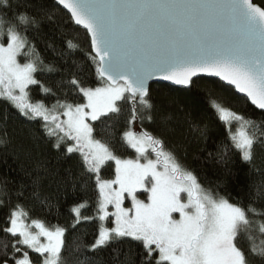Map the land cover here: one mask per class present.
Returning a JSON list of instances; mask_svg holds the SVG:
<instances>
[{
  "label": "trees",
  "instance_id": "obj_1",
  "mask_svg": "<svg viewBox=\"0 0 264 264\" xmlns=\"http://www.w3.org/2000/svg\"><path fill=\"white\" fill-rule=\"evenodd\" d=\"M253 1L264 9V0ZM9 31L25 41L20 63L34 65L35 82L28 88L32 103L82 105V89L107 85L88 34L55 0H0V35ZM216 106L247 124L249 159L232 139L235 124H225ZM63 119L61 114H39L17 97L0 98V263L44 261L45 256L8 232L13 213L22 211L28 220L64 230L57 264H167L129 237L113 236L95 247L100 193L103 183L115 178L116 167L107 162L95 168ZM92 127L94 137L123 160L136 158L125 142L128 131L150 137L198 186L221 198L226 208L245 213V223L223 242L237 254L232 261L264 264V113L233 88L211 78L196 79L189 89L153 84L147 99L136 101L126 94L116 111ZM80 206L84 219L78 221L74 209Z\"/></svg>",
  "mask_w": 264,
  "mask_h": 264
},
{
  "label": "rangeland",
  "instance_id": "obj_2",
  "mask_svg": "<svg viewBox=\"0 0 264 264\" xmlns=\"http://www.w3.org/2000/svg\"><path fill=\"white\" fill-rule=\"evenodd\" d=\"M3 37L8 39L7 43ZM24 47V39L15 31L0 35V98L17 97L47 117L63 115L64 127L86 147L95 168L100 169L107 162L115 164V178L105 181L100 193L95 215L100 221V234L95 247L107 244L113 236L129 237L143 242L163 263L237 264L233 262L237 254L223 246V242L245 223L244 212L226 208L221 198L198 186L193 175L182 171L167 154L161 152L156 156L158 151L146 134L130 130L124 135L126 144L136 152V158L128 160L116 157L94 137L93 123L116 111L117 103L127 94L126 86L107 84L82 89L86 99L82 105L32 103L28 88L35 82L34 65L20 63ZM216 110L225 124H235L232 139L244 159H249L252 138L247 124L230 111L217 106ZM173 170L180 171L186 180L172 174ZM194 194L200 198L205 213ZM82 208L74 209L78 221L84 219L80 214ZM148 229L154 230V234ZM8 232L20 236L22 245L45 256L42 264L58 263L64 239L62 228L28 220L25 213L16 211ZM19 264L30 262L23 260Z\"/></svg>",
  "mask_w": 264,
  "mask_h": 264
},
{
  "label": "water",
  "instance_id": "obj_3",
  "mask_svg": "<svg viewBox=\"0 0 264 264\" xmlns=\"http://www.w3.org/2000/svg\"><path fill=\"white\" fill-rule=\"evenodd\" d=\"M55 1L88 34L100 77L134 100L153 84L211 78L264 113V9L253 0Z\"/></svg>",
  "mask_w": 264,
  "mask_h": 264
},
{
  "label": "flooded vegetation",
  "instance_id": "obj_4",
  "mask_svg": "<svg viewBox=\"0 0 264 264\" xmlns=\"http://www.w3.org/2000/svg\"><path fill=\"white\" fill-rule=\"evenodd\" d=\"M156 154V156H158L159 154H161V149H159L158 150V153H155ZM162 155V154H161ZM172 172V174H176V176L178 177V178H180V179H183V180H186L185 179V176L184 175H182L181 173H180V171H177V170H173V171H171ZM191 182V181H190ZM191 187L193 188V190H194V184L191 182ZM195 195L196 194H194V198H197V197H195ZM197 200H198V202L200 203V198L198 197L197 198ZM200 208H201V210L205 213L206 212V209L201 205V203H200ZM195 240H197V238L195 239ZM189 246H191V248L193 247V243L192 242H190V244H189ZM189 250H190V248H187V252H189Z\"/></svg>",
  "mask_w": 264,
  "mask_h": 264
}]
</instances>
